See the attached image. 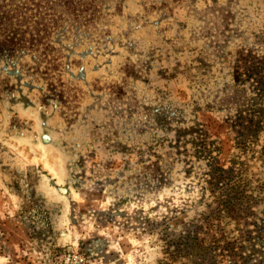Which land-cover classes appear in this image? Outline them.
<instances>
[{"label": "rangeland", "instance_id": "obj_1", "mask_svg": "<svg viewBox=\"0 0 264 264\" xmlns=\"http://www.w3.org/2000/svg\"><path fill=\"white\" fill-rule=\"evenodd\" d=\"M90 3L0 55V264H264V0Z\"/></svg>", "mask_w": 264, "mask_h": 264}, {"label": "trees", "instance_id": "obj_2", "mask_svg": "<svg viewBox=\"0 0 264 264\" xmlns=\"http://www.w3.org/2000/svg\"><path fill=\"white\" fill-rule=\"evenodd\" d=\"M35 4L36 11L28 14L27 11L32 9L28 2ZM43 0H0V55L13 52L16 48H25L26 43L33 47V38L27 40L26 33L37 29L35 32L39 35L40 29L32 25L29 30L27 22L33 17L40 16V2ZM94 0H90L92 4ZM21 2V5L20 3ZM79 1H77L78 3ZM88 2V1H87ZM38 21L36 24L38 25ZM26 25V26H25ZM37 39V38H35Z\"/></svg>", "mask_w": 264, "mask_h": 264}]
</instances>
